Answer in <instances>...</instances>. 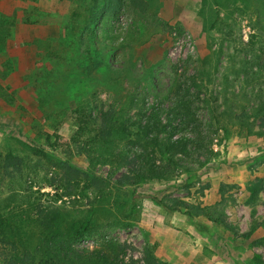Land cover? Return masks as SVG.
<instances>
[{"label":"rangeland","instance_id":"374dc122","mask_svg":"<svg viewBox=\"0 0 264 264\" xmlns=\"http://www.w3.org/2000/svg\"><path fill=\"white\" fill-rule=\"evenodd\" d=\"M77 1L0 0L2 15L40 17L39 24L11 27L8 48L0 53V199L30 190L42 200L54 194L48 184L53 188L63 178L48 167L55 159L32 156L33 150H50L45 135L53 121L60 123L61 142L68 141L76 101L91 95L106 100L119 89L82 74L75 52L61 40L57 22ZM144 1V12L126 8L98 25V39L112 46L106 60L119 67L108 78L119 77L128 91L134 84L139 92L148 89V104L159 106L161 99L174 98L175 71L183 87L201 73L204 89L193 112L204 140L197 161L186 163L188 169L170 182L128 189L121 200L124 219L110 206L112 198L100 200L98 207L107 210L99 218L112 211L119 219L77 245L94 250L111 241L130 264L140 263L146 248L163 264H264V0ZM145 75L150 85L142 81ZM8 153L17 160L5 168ZM70 162L86 167L83 157L71 154ZM99 172L105 176L107 170ZM93 197L88 192L83 199L63 198L57 206L88 208ZM154 200L182 207L170 211Z\"/></svg>","mask_w":264,"mask_h":264},{"label":"trees","instance_id":"16d2710c","mask_svg":"<svg viewBox=\"0 0 264 264\" xmlns=\"http://www.w3.org/2000/svg\"><path fill=\"white\" fill-rule=\"evenodd\" d=\"M126 8L144 12L147 4L144 0H78L66 20L57 22L63 32L61 40L68 51L76 54L79 71L87 77H102V84L119 89L113 90L106 100L91 95L75 102L69 114L73 131L66 143L61 142L60 123H51L52 132L45 135L50 150L45 154L33 150L31 155L45 161L54 158L55 162L48 163V167L63 178L59 177L53 188L48 184L54 194H46L45 200L40 192L35 196L32 190L9 193L0 199V264H130L123 250L111 241L102 242L101 248L94 250L77 245L83 236L98 233L119 219L112 211H108V218L100 219L107 209L105 205L98 207V203L112 198L110 206L124 219L126 211L121 200L124 201L128 189L170 182L180 171L188 169L186 163L197 161L194 155L204 140V131L193 112V104L199 101L204 89L197 77L201 73L192 76L190 85L183 87L185 81L175 71L170 88L174 98L161 99L159 106L148 104V89L139 92L134 84L128 91L122 88L119 77L108 78L119 67L116 62L106 60L112 46L101 43L96 30L101 20L117 19ZM39 19L27 12L20 19L0 14V53L8 48L11 27L39 24ZM52 56L62 59L61 55ZM147 79L149 76L145 75L142 81L150 85ZM39 103L43 105L42 99ZM163 103H169L168 110L162 108ZM59 153L69 158L60 160ZM71 154L83 157L86 167L72 164ZM16 160L11 153L5 154V168ZM101 169L107 170L105 176L100 174ZM88 192L94 194L88 208L75 206L72 211H65L57 206L63 198L83 199ZM154 201L170 211L182 207L171 208ZM261 228L264 232V218ZM131 264L163 263L157 260L154 250L146 248L141 262Z\"/></svg>","mask_w":264,"mask_h":264}]
</instances>
